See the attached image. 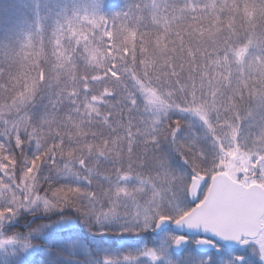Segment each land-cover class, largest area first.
<instances>
[{"label":"snow or ice","instance_id":"snow-or-ice-1","mask_svg":"<svg viewBox=\"0 0 264 264\" xmlns=\"http://www.w3.org/2000/svg\"><path fill=\"white\" fill-rule=\"evenodd\" d=\"M106 3L0 39V264H264V0Z\"/></svg>","mask_w":264,"mask_h":264},{"label":"trees","instance_id":"trees-1","mask_svg":"<svg viewBox=\"0 0 264 264\" xmlns=\"http://www.w3.org/2000/svg\"><path fill=\"white\" fill-rule=\"evenodd\" d=\"M32 2L33 0H0V39L3 38L5 29H7L8 27L15 25L21 21L32 19ZM41 2L43 3L44 0H41ZM123 7L124 0H120L115 4H112V2L107 0V3L104 7V13L108 15L114 14L115 12L120 11ZM128 239V241L130 242V238ZM128 244L131 245V250H133L138 246L139 240L131 241Z\"/></svg>","mask_w":264,"mask_h":264},{"label":"rangeland","instance_id":"rangeland-1","mask_svg":"<svg viewBox=\"0 0 264 264\" xmlns=\"http://www.w3.org/2000/svg\"><path fill=\"white\" fill-rule=\"evenodd\" d=\"M108 1L112 2V4H115V3H118L120 0H108ZM128 238H130V242H131V241H134V240H135V241H136V240H137V241L139 240L138 238H135V237H127V238H125V239H126V241H127L128 243H130V242L128 241V240H129ZM130 250H131V249H130ZM133 250H134V249H133Z\"/></svg>","mask_w":264,"mask_h":264}]
</instances>
